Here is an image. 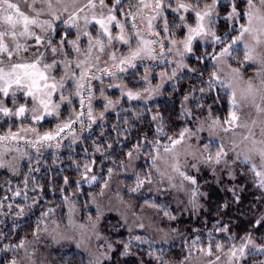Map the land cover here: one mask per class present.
I'll return each mask as SVG.
<instances>
[{"label":"rangeland","instance_id":"374dc122","mask_svg":"<svg viewBox=\"0 0 264 264\" xmlns=\"http://www.w3.org/2000/svg\"><path fill=\"white\" fill-rule=\"evenodd\" d=\"M238 1L241 7L237 6V9L244 10V4L241 3V0ZM12 2L17 3L26 14L34 15L28 7L32 0H27V2L25 0H12ZM51 2L61 20H67L70 15L76 17L78 28L70 30L65 29L63 24L56 21L60 33L70 31L71 35L67 38L75 40L78 31L87 30L95 37L99 30L98 26L93 29L92 25H88L85 29L83 18L88 16L91 19L92 13L98 12L99 9L84 8L88 0H51ZM96 2L98 4L99 0ZM129 2L136 5L138 0H129ZM147 2L155 4V0H147ZM179 2L193 5L196 10H203L206 5H211L213 0H200L199 3H195V0H179ZM254 3H256L257 8L264 11V7L258 3V0H254ZM176 6L177 2L173 0L170 7L175 8ZM35 7L42 10L40 19L52 18L45 0H37ZM81 8L84 10L80 11ZM230 9L231 0H225L224 3L216 5L212 13L214 24L210 27L217 35L222 36L233 27L232 21L226 22L224 19L229 14ZM131 11L136 13L135 23L141 35L145 39L157 41L156 44L152 45L155 49V58L145 56L142 60L136 61L137 68H129L127 72H119L116 68L111 67L114 62L108 60L107 54L115 51L118 57L127 55L129 51L127 46L114 42V46H106L104 54L93 49V57L97 54L101 55L99 67H109L111 71L116 72V76H104L102 84L100 81H91L93 85L91 107L94 122L85 115L82 124L76 123L65 132H75L74 126H77V129H82L84 133L89 131L93 125L104 123L109 114L117 113L122 108L123 100L129 104L148 105L160 99L164 88L168 85H175L179 78L189 70L187 61L192 56L209 64L212 67L210 73L216 71L221 80L231 83L235 88L238 104L235 111L238 119L234 124L226 123L233 109L230 105L231 96L225 90L220 89L228 95L229 110L226 116L222 118L213 114L212 109L208 106H204V112L198 115L196 109L202 108L200 98L205 95V92L203 91V93L199 89L191 90L181 101V111L185 118L192 120V125L186 124L177 135L169 139L165 140L158 137L153 142L148 141L149 145L146 146L145 152L141 151L140 147L128 152V154L131 153V156L127 154L117 167L109 169L104 180L100 182L98 190L89 192L86 197L81 188L71 193L64 199L65 213L62 219L58 217L51 206H49L51 208L44 210L41 216H36L35 225L31 232L19 239L18 244L23 242L24 246L17 247L12 260V262L15 261V264H56L52 257L54 251L69 249H73L82 255L87 264H104V262L111 260V252L114 248L110 236L103 232L105 225L102 223L108 220L116 234L120 229L124 231V254L130 253L133 246L158 249L174 243H186L187 235H196L193 245L186 244V255L179 264H243L249 254L262 253L264 255V243H258L250 234H244L236 242H232L227 249H219L220 247H218L211 250L207 246L203 247L199 243V235H226L224 227L220 226L221 221H215L217 224L214 223L210 228L201 227L198 230L199 227H194L191 232L182 228L179 229L175 225V221L182 216H191L200 223L203 222L204 225L207 223V219L201 211L203 208L205 209L206 192L203 190V183L198 179V175L204 171L208 172L216 184L220 183L224 190L230 191L233 197L238 198L242 189L241 185L239 186L235 182L227 183L229 182L227 180H233L234 177H237L241 164H246L249 168V163L254 162L258 165L260 163V149H264V143H262L264 142V112L258 111L257 105L264 108V100H261L260 91L262 82H264V65L259 63L261 59H264V44L254 45L253 55L258 61L257 63L245 61L242 50L235 54L234 58L228 59L227 62H224L223 59L217 62L212 60L211 56L214 52L218 53L222 45L212 44L210 37L197 38L192 44L193 51L185 53L183 44L179 41L186 38L187 28L171 27L173 24L180 23L179 19L176 18L178 16H184L187 23L195 27L193 11L184 12L181 10L179 13H173L170 9L165 8L163 15L169 21L171 32L164 33L163 21L157 19L154 23L157 25L156 31L160 32L159 36L151 34L148 29L147 17L155 15L153 8H142L138 11L136 7H132ZM141 16L144 17L143 20ZM207 19H205L206 24ZM220 24H224L222 28H219ZM238 26L239 22L236 24V27ZM127 27L131 28V25L129 24ZM36 31L40 32L39 29ZM117 32L118 29L114 28L113 34L115 35ZM237 34L236 32L232 33L233 36ZM173 39L177 41L175 46L170 43ZM58 41L59 36L56 37L54 46L58 45ZM159 41H163L165 44L163 51L159 46ZM79 46L82 52L87 49V37L81 36ZM135 47L136 45L133 43V48ZM196 47L200 48L199 56L195 54ZM168 48H171L172 51L169 52ZM41 50L43 51V49ZM64 51L69 52V55L57 54L54 56L50 51L46 53L47 63H51L53 60L61 62L60 67L52 70L51 75L59 80L65 75V72L71 75L72 71H75L77 73L76 78H78L80 70L75 69V62L84 60L85 57L68 45L64 46ZM65 61L73 62L68 69L64 68ZM104 61H107V64ZM213 64H216V68H213ZM233 69H237L239 75L234 74ZM93 72H96L97 75L100 74L95 68ZM130 73L132 79L126 78V75L128 76ZM248 82H251L253 87L257 89L254 102L251 98H242V92L247 88ZM115 85H120V87H115ZM101 87L104 89L103 95L99 90ZM74 91L73 80H69L64 95L71 96ZM129 91L139 94V98L129 99L125 95ZM186 97L187 99H185ZM0 99H4V106L13 109V111L19 104L25 103L24 98L19 93L15 104L6 98L0 97ZM53 100L56 101L57 97L54 96ZM109 101L111 104L108 103ZM75 102L76 98H73V103L75 104ZM27 106L31 107L30 104ZM67 109L69 112L68 119L71 109ZM76 111H79L78 106ZM72 118L74 119V116ZM153 119L156 131L161 134L163 130L160 114H153ZM214 120H218L219 123L213 124ZM60 122L58 121V123ZM33 126L30 118L6 117L0 113V136L6 135L9 129L18 132L20 128ZM185 129L188 131L185 133L184 139L181 143L173 145L172 140L179 139L180 133ZM37 131L39 130L37 129ZM43 132L40 133L43 134ZM65 132L62 134L65 135ZM20 135L24 139L0 141V163L5 165V167L0 168V204H5L6 213L11 210L16 211L15 214H9L19 221L29 212V207L35 205L36 199H30L28 193L22 191V189L27 190V186L22 185L21 189L18 190L20 187L13 182L14 177L20 173L24 161L33 162V160L40 159L36 156V152L43 149L44 146H51L52 143V141H46L30 145L27 141H35V133L21 132ZM58 139L59 137H57ZM53 142L56 141L53 140ZM145 144L146 142L143 146ZM205 145H209V150L213 154L212 161L207 159L208 152L205 151ZM221 145L227 155L221 159L219 164H216L215 153L219 151ZM165 147L170 150L166 152ZM245 156L248 157L249 163L244 162ZM257 171H264V169L258 167ZM181 172L195 178L196 184L185 180L180 175ZM251 174L256 185L264 191V187L259 186L264 176L258 177L252 171ZM149 179L151 183L148 182ZM138 180L144 181L139 187ZM132 189L137 190L132 191ZM16 192H20L21 195L17 196ZM217 237L215 240H218ZM241 248H243V252L240 251Z\"/></svg>","mask_w":264,"mask_h":264},{"label":"snow or ice","instance_id":"6c2138e0","mask_svg":"<svg viewBox=\"0 0 264 264\" xmlns=\"http://www.w3.org/2000/svg\"><path fill=\"white\" fill-rule=\"evenodd\" d=\"M27 2V0H25ZM173 0H155V4H150L147 0H138L136 5H132L129 0H99L97 4L96 0H88V3L84 5V8L99 9L92 13L91 19L85 16V29L88 25H92L93 29L98 26L99 30L96 32L95 37L87 31H78L76 33L75 40H69L67 37L71 35L70 31L60 33L58 25L55 23L59 21L64 25L65 29L70 30L72 28H78L75 15H70L67 20H61V17L53 9L51 0H45L47 8L50 10L51 19L42 20V10L35 7L37 0H32V3L28 5L30 12L34 15L26 14L21 10L19 5L12 0H0V97L10 100L13 104L18 99V93L25 100V103L19 104L15 110L4 106V99H0V113L6 117H17L28 119L34 125L30 128H20L18 132H13L11 129L6 135L0 136L2 140H20L24 139L20 135L21 132H33L35 133V141H27L28 144H39L41 142L53 141L57 137H60L66 130L71 129L76 123H83V118L87 115L89 120H93L92 114V98L93 85L91 81H100L103 83L104 76L115 77L116 72L111 71L109 67H99L101 61V55L97 54L93 57V49H96L98 53L104 54L106 46H114V42H118L129 49L127 55L117 56L115 51L108 53V60L113 61L111 67L116 68L119 72H127L129 68H137L136 61L142 60L145 56L155 58V49L152 45L156 44V40L145 39L137 25L136 13L131 11L132 7H136L139 11L142 8H153L155 15L147 17L149 32L155 36H159L160 32L156 31L157 25L154 23L157 19L163 21V32L170 33L171 28L169 21L164 17L163 13L165 8L170 9L173 13H179L181 10L194 12L195 15V27H192L187 23L184 16L176 17L179 19V24H173L171 27L175 28H187V36L184 40L179 41L183 44L184 52L191 53L193 51V41L197 38H209L214 45L221 46L219 52H214L211 56L212 60L220 62L221 59L227 62L228 59L234 58L235 54L241 52L245 61L251 63H257L256 57L253 55L254 45L264 44V11L261 8H257L254 0H241L244 4V10H238L235 0H231V9L229 14L224 17L225 21H232L233 27L226 31L222 36L217 35L210 25L214 24L212 19V13L217 4L224 3L225 0H213L211 5H206L203 10H196L193 5L185 4L176 0L177 6L171 8ZM200 0H195V3H199ZM258 3L264 7V0H258ZM81 8L80 11H83ZM122 17V19H121ZM207 19V24L205 19ZM143 20L144 17L141 16ZM239 22V26L236 24ZM131 25L128 28L127 25ZM118 29L117 34H113V29ZM36 29H39L38 33ZM236 32L237 35L233 36L232 33ZM59 36L58 45L54 46L56 37ZM81 36H85L88 39V47L85 51H81L79 41ZM31 41V43H29ZM133 43L136 47L133 48ZM170 43L175 46L176 40H171ZM68 45L71 49H74L77 53H80L85 57L84 60H77L75 62V69H79L78 78L77 73L72 71L71 75L65 72L59 80L51 75L52 70L60 67V61L53 60L51 63L46 62V53L51 52L54 56L59 54L62 56L69 55V52L64 51V46ZM161 50L165 48L163 41H159ZM43 49V51L41 50ZM171 52L172 49L168 48ZM183 55V53H181ZM72 61H65L64 68L68 69L72 65ZM107 64V61H104ZM264 65V59L259 61ZM96 69L100 74L97 75L93 72ZM213 68H216V64H213ZM233 73L239 75L237 69H233ZM69 80H73L75 91L71 96L64 95L66 90V84ZM112 86V85H109ZM120 87V85H115ZM207 88L211 91L213 88L223 89L230 96V105L233 109L226 123H236L238 117L236 115L237 94L235 88L231 83H226L221 80L216 71L210 73ZM101 95H103L104 89H100ZM204 89H201L203 92ZM261 100H264V82H262ZM257 89H255L251 82H248L247 88L242 92L243 99L251 98L255 101ZM129 99H138L139 94L132 92L125 93ZM56 96L57 100L54 101L53 97ZM73 98H76L75 104ZM187 99V97L185 98ZM111 104V101L108 102ZM31 105L29 108L27 105ZM71 109V114L67 120H63L57 123L55 128L51 131L41 134L37 131L35 125L43 127L42 122L48 121V118L59 119L62 115L61 107ZM78 106L79 111H76ZM257 110L264 112V108L257 105ZM74 116V119L72 118ZM94 122V120H93ZM218 120H214L213 124H218ZM188 130L185 129L180 133L179 139L172 140V144L176 145L181 143L185 137V133ZM227 131V129H225ZM264 143V142H262ZM166 152L170 149L165 147ZM205 151L208 152L207 159L213 160V154L209 150V145H205ZM131 156V153L128 154ZM227 155L223 146H219V151L215 153V163L219 164L221 159ZM244 162L249 163L247 156L244 157ZM5 167L3 163H0V168ZM195 167V165H193ZM264 169V149H260V163H249V169L254 172L258 177L264 176V171H257V168ZM79 170V169H78ZM92 169L87 162L84 164V176L85 182L88 181L87 173ZM185 180H189L192 184H196L195 178L180 173ZM92 180L96 177L92 176ZM151 183V180H148ZM67 183V180H65ZM138 187L144 183L142 180H138ZM264 187V179H261L260 185ZM137 189H132L136 191ZM17 196H20V192H16ZM11 207V206H9ZM22 211V209H21ZM258 223H260L258 221ZM21 242L16 247H23ZM243 252V248L240 249ZM235 255V253H233ZM15 264V261L12 262Z\"/></svg>","mask_w":264,"mask_h":264},{"label":"trees","instance_id":"16d2710c","mask_svg":"<svg viewBox=\"0 0 264 264\" xmlns=\"http://www.w3.org/2000/svg\"><path fill=\"white\" fill-rule=\"evenodd\" d=\"M235 2L241 7L238 0ZM223 25L220 24L219 28ZM199 49L195 48L196 56L200 54ZM187 64L189 70L175 85L166 86L160 99L148 105L129 104L123 100L122 108L117 113L109 114L104 123L93 125L84 133L82 129L74 126L75 132L61 134L56 142L52 141L51 146L43 145L44 148L36 152L40 159L22 163L21 171L14 177L13 182L19 185L18 190L22 185L28 187L22 191L28 193L30 199H36L35 205L29 207V212L19 221L9 214H15L16 211L6 213L5 204H0V264L12 263L19 239L31 232L35 225V217L41 216L44 210L52 207L62 219L65 213L64 199L71 193L81 188L86 197L89 192L98 190L106 172L117 167L128 152L135 150L136 147L145 152L146 146L149 145L148 141L153 142L158 137L169 139L177 135L186 124L192 125V120L185 118L181 111V101L191 90L204 89L205 92L200 98L202 108L196 109L198 115L204 112V106H208L213 114L221 118L226 116L229 110L227 93L218 88L211 91L207 88L212 67L193 56L189 58ZM129 77L132 79L131 73L126 75V78ZM61 113L59 119L50 117L48 121L42 122L43 127L36 125L37 129L40 132L53 130L55 124L67 119L69 114L65 106ZM156 113L160 114L162 119L161 134L156 131L153 119V114ZM85 162L92 169L87 173V182L82 175ZM93 175L96 177L95 180L91 179ZM198 179L203 183L202 187L206 192L205 209L201 211L207 223L204 225L191 216H182L175 221L177 228L191 232L194 227H199L198 230L201 227L210 228L214 223L221 221L220 226L224 227L226 235H199V243L211 250L218 247L227 249L244 234H250L260 244L264 243V191L256 185L246 164L239 166L237 177L227 180L229 181L227 183L235 182L241 185L238 198L233 197L230 191L224 190L220 183L216 184L206 171L198 175ZM108 221L102 223L105 225L103 232L110 236L114 248L111 260L104 264H179L186 255V244L193 245L196 236L187 235L186 243H174L158 249L133 246L130 253L124 254V231L120 229L116 234ZM216 236L218 240H215ZM52 257L56 264H87L84 257L73 249L54 251ZM243 264H264V255L249 254Z\"/></svg>","mask_w":264,"mask_h":264}]
</instances>
